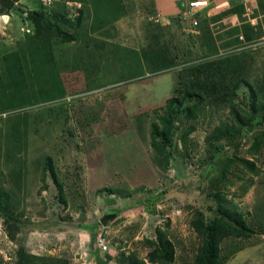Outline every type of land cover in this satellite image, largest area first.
Returning a JSON list of instances; mask_svg holds the SVG:
<instances>
[{
	"label": "rangeland",
	"instance_id": "1",
	"mask_svg": "<svg viewBox=\"0 0 264 264\" xmlns=\"http://www.w3.org/2000/svg\"><path fill=\"white\" fill-rule=\"evenodd\" d=\"M192 1L161 0L166 11L160 14L153 0H0V66L11 52L29 63L43 41L65 89L54 101L29 93L17 95L13 108L0 101V190L21 226L7 230L0 216V264H13L18 248L67 264H125L131 251L144 257L142 241L153 239L156 227L169 233L173 264H193L201 241L190 221L198 214L215 219L219 192L253 235L224 239L218 264H264V0H204L203 9L184 8ZM220 5L228 11L221 13ZM234 13L243 15L239 28L217 22ZM254 18L251 26L247 21ZM58 32L72 40L63 42ZM154 42L167 47L175 67L152 72L142 51ZM226 57L236 68L225 81L228 89L241 79L237 113L259 124L242 126L237 141L207 143L214 127L233 119L226 106L198 107L192 132L183 116L175 123L164 168L150 148L151 124H158L165 100L181 89L185 69ZM46 159L66 204L49 172L43 176ZM238 159L252 161L256 171ZM106 214L115 217L102 226ZM100 231L105 253L96 242Z\"/></svg>",
	"mask_w": 264,
	"mask_h": 264
},
{
	"label": "trees",
	"instance_id": "2",
	"mask_svg": "<svg viewBox=\"0 0 264 264\" xmlns=\"http://www.w3.org/2000/svg\"><path fill=\"white\" fill-rule=\"evenodd\" d=\"M17 1V0H13ZM10 8L9 5H7ZM37 18L43 19L41 13H34ZM77 23L80 18L78 17ZM75 20V21H76ZM46 21V20H45ZM58 21L69 22L68 19L60 17ZM46 23V22H45ZM48 25V24H47ZM45 26V31H46ZM252 31L249 28L248 32ZM59 33V34H58ZM63 42H70L72 38L58 32ZM250 35H244L246 41L251 40ZM22 54V53H21ZM19 53H8L2 58L0 66V101L5 108H13L15 99L20 94L39 95L41 101H54L62 99L65 96V89L60 80L54 59L51 54L50 46H44L43 41L39 43L32 51L30 62L24 64V55ZM142 56L150 62L152 72L165 71L175 67V62L166 46L158 42L149 44L143 51ZM226 58L212 60L198 64L186 70L187 77L183 79L181 89H177L176 95L165 100L163 114L158 118V124L153 123L150 126V148L155 158L162 162L165 168L168 165L170 156L169 148L172 146L173 130L175 123L183 116L186 119L188 132L195 129V122L198 118V107L205 105L226 106L232 115V123H221L214 127L205 142L211 143L222 138L230 137L235 140L240 134L242 126H257L259 121L254 117L245 115L241 117L237 113V104L234 102L235 91L237 90L241 79H237L230 89L225 84L227 77L234 71L233 63ZM23 64V65H22ZM236 65V63H235ZM237 67V65H236ZM196 98L193 104L190 102ZM31 103V102H29ZM264 122V119L263 121ZM256 146V143L252 148ZM239 164L250 172H255V166L252 161L238 159ZM46 171L52 179L57 189L59 202L66 204L63 188L60 184L50 159H46L42 168L43 176ZM42 190H47V184L42 179ZM107 190L109 193H116L114 189ZM216 213L215 219L203 220L198 214L194 216L190 225L201 241L194 257L193 264H218L219 246L226 238H250L253 230L247 225L242 213L238 211L236 205L228 200L224 194L216 193ZM12 204L9 195L0 190V216L7 230L8 226L14 228L16 225L9 210ZM9 239L13 240L14 235L8 232ZM147 249L144 257H139L138 253L131 251L126 255L125 264H173L175 257L174 245L169 239L167 229L155 228V237L153 239L145 238L142 241ZM13 264H67L66 259L40 257L32 255L18 248L16 251V260Z\"/></svg>",
	"mask_w": 264,
	"mask_h": 264
},
{
	"label": "crops",
	"instance_id": "3",
	"mask_svg": "<svg viewBox=\"0 0 264 264\" xmlns=\"http://www.w3.org/2000/svg\"><path fill=\"white\" fill-rule=\"evenodd\" d=\"M175 2L177 1V0H174ZM175 2H174V4H175ZM162 3L163 2H161V0H153V4L155 5V7L158 9V11L160 12V14L161 13H164V11H166V10H164V6L162 5ZM252 1L250 2V5L249 6H251V8H252V6H254V5H252ZM164 4V3H163ZM224 4V3H223ZM222 4V5H223ZM253 4H255V3H253ZM257 4V3H256ZM222 5H220L219 7L220 8H223L222 10H221V13L223 12H225V11H228V9L227 8H225V7H221ZM227 7H228V5H226ZM241 6V5H240ZM257 6V5H256ZM203 9V8H202ZM245 9L247 10L248 9V7H245ZM173 13H175V9H173V11H172V13L171 14H173ZM220 13V12H219ZM218 14V13H217ZM243 15H238V14H230V15H228V16H226V15H224L223 17H220L218 20H217V22L219 23V24H223L225 27L224 28H228V27H230V26H237L238 28H239V25L240 24H243L244 23V20H241V18L240 17H242ZM255 21V24H257V21H256V18H254L253 19V21H251L250 23H249V21H247L248 22V24H250L251 26H253V22ZM21 234V233H20ZM32 254V253H31Z\"/></svg>",
	"mask_w": 264,
	"mask_h": 264
},
{
	"label": "built area",
	"instance_id": "4",
	"mask_svg": "<svg viewBox=\"0 0 264 264\" xmlns=\"http://www.w3.org/2000/svg\"><path fill=\"white\" fill-rule=\"evenodd\" d=\"M206 6H207L206 1L195 0V1L188 3L187 7H184V6L183 7L186 9H189L190 11H192V10L194 11V10L202 9ZM191 25L193 27L197 26V21L193 20ZM96 242H97L98 248L100 249V252L105 253L107 251V246H106L104 232L100 231V233L96 237Z\"/></svg>",
	"mask_w": 264,
	"mask_h": 264
},
{
	"label": "water",
	"instance_id": "5",
	"mask_svg": "<svg viewBox=\"0 0 264 264\" xmlns=\"http://www.w3.org/2000/svg\"><path fill=\"white\" fill-rule=\"evenodd\" d=\"M249 130V129H248ZM239 136L236 138V141L238 140ZM115 217L114 214H106L102 220L100 221V225L102 226H106L107 222L112 220ZM96 264H106L105 261L103 259H100L99 261H97Z\"/></svg>",
	"mask_w": 264,
	"mask_h": 264
}]
</instances>
